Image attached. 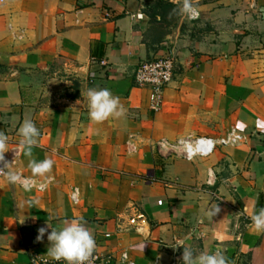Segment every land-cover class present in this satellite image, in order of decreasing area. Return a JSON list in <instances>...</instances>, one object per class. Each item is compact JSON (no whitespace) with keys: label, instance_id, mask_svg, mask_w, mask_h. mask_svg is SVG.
I'll return each mask as SVG.
<instances>
[{"label":"crops","instance_id":"crops-1","mask_svg":"<svg viewBox=\"0 0 264 264\" xmlns=\"http://www.w3.org/2000/svg\"><path fill=\"white\" fill-rule=\"evenodd\" d=\"M192 2L195 19L183 0H0L3 161L20 174L0 176V264H66L48 254V233L36 237L73 218L102 264H183L177 244L264 264V232L251 221L264 209V0ZM167 49L176 73L154 112L133 76ZM89 89L110 90L124 114L91 121ZM25 121L40 131L31 155ZM232 133L240 139L191 160L158 146ZM45 158L51 172L34 177L30 160Z\"/></svg>","mask_w":264,"mask_h":264},{"label":"clouds","instance_id":"clouds-1","mask_svg":"<svg viewBox=\"0 0 264 264\" xmlns=\"http://www.w3.org/2000/svg\"><path fill=\"white\" fill-rule=\"evenodd\" d=\"M182 14L189 19H195L198 16V9L192 0H183L180 8ZM88 104V115L91 121L102 123L110 117L118 118L124 114V109L120 103L119 97L114 96L108 89H89L86 95ZM21 136L20 144L31 155V149L37 144V138L40 136L39 129L31 121H25L19 128ZM8 137L0 132V161L4 160V153L8 149ZM54 161L51 158L37 161L30 160L29 166L34 177L46 178L53 168ZM7 171V179L12 183L20 180V174L12 172L7 168V163L3 168ZM47 183V179L38 186L42 190ZM25 190H30L34 185L27 180L22 185ZM38 203V201L36 202ZM218 206H212L208 210L210 216L219 213ZM252 227L256 232H264V209L251 217ZM51 232L48 227L38 229L36 239L42 241L45 233H48L47 239L51 242L48 254L55 260H63L66 264H90V260L97 248L96 241L92 233L85 227L83 218L65 219L57 229L50 223ZM183 246V264H228L226 257L220 251L195 253L190 247Z\"/></svg>","mask_w":264,"mask_h":264},{"label":"built area","instance_id":"built-area-1","mask_svg":"<svg viewBox=\"0 0 264 264\" xmlns=\"http://www.w3.org/2000/svg\"><path fill=\"white\" fill-rule=\"evenodd\" d=\"M176 55L172 49H167L163 55L152 59H146L139 63L134 72V82L139 87L149 88V102L152 111L157 112L163 105L164 93L175 77L176 73ZM240 139L238 134H230L227 138L215 140L210 137H188L176 141L162 139L158 142L160 149H166L172 153L178 149L187 160L195 156H208L218 144H228ZM19 150L12 154L16 157ZM4 161H0V176L5 173ZM104 256L96 250L90 260V264H102ZM33 260V264H36ZM41 263L47 264L48 260H42ZM129 264H135L130 261Z\"/></svg>","mask_w":264,"mask_h":264},{"label":"rangeland","instance_id":"rangeland-1","mask_svg":"<svg viewBox=\"0 0 264 264\" xmlns=\"http://www.w3.org/2000/svg\"><path fill=\"white\" fill-rule=\"evenodd\" d=\"M194 138V137H193Z\"/></svg>","mask_w":264,"mask_h":264}]
</instances>
